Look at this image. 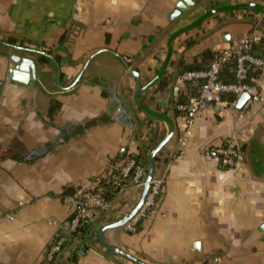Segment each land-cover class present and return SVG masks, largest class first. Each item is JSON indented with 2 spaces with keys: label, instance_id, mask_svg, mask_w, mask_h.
<instances>
[{
  "label": "crops",
  "instance_id": "obj_1",
  "mask_svg": "<svg viewBox=\"0 0 264 264\" xmlns=\"http://www.w3.org/2000/svg\"><path fill=\"white\" fill-rule=\"evenodd\" d=\"M179 2L0 0V264H41L69 221L64 197L126 158L142 155L146 164L170 133L165 121L136 106L131 70L141 86L153 81L140 104L174 129L154 163V175L165 174L155 213L134 233L126 224L104 231L103 241L144 264H264V68L254 80L258 102L238 111L209 106L182 149L175 110L193 93L180 72L200 63L203 52L244 34L264 38V13L248 6L262 3L187 0L193 7L170 21ZM215 9L223 10L168 44ZM45 52L58 61H39ZM12 54L32 60L35 80H10ZM226 140L244 150L230 169L211 151ZM139 196L138 189L127 190L116 211L99 216L83 241L69 243L67 253L78 252L75 264H133L106 250L98 233L122 220Z\"/></svg>",
  "mask_w": 264,
  "mask_h": 264
},
{
  "label": "built area",
  "instance_id": "obj_2",
  "mask_svg": "<svg viewBox=\"0 0 264 264\" xmlns=\"http://www.w3.org/2000/svg\"><path fill=\"white\" fill-rule=\"evenodd\" d=\"M264 7V0H261ZM255 35L244 34L232 40L222 48L213 46L212 52L216 58L204 71H187L180 78L183 82L202 81L198 94L175 106L181 115L179 147L182 149L189 142L196 118L211 105H235L237 99L247 94L249 99L245 106L260 100L255 85L245 83L250 66L264 68V55L253 57L247 51L251 44L259 41ZM234 59L235 82L224 84L219 75L226 64ZM125 65L132 63L131 59H124ZM231 95L234 100L226 102L223 96ZM223 167L233 168L240 160L241 155L231 140L224 141L223 145L211 148ZM181 155V151L178 156ZM177 156V157H178ZM146 178V164L129 157L118 165H113L94 176L89 182L74 187L73 193L65 196L63 203L70 210L67 230L61 231L57 239L49 246L41 264H72L68 261L69 253L65 249L67 238L81 226L90 228L98 217L116 211V200L121 198L131 188L142 191ZM165 174L153 176L149 183L146 198L137 214L126 224L128 231L134 233L139 221L155 213L157 200L163 190Z\"/></svg>",
  "mask_w": 264,
  "mask_h": 264
},
{
  "label": "water",
  "instance_id": "obj_3",
  "mask_svg": "<svg viewBox=\"0 0 264 264\" xmlns=\"http://www.w3.org/2000/svg\"><path fill=\"white\" fill-rule=\"evenodd\" d=\"M248 6L249 7H253V8H257V9H259L260 11H262L264 13V7L263 6H261V7H258V6H255V5H248ZM192 7H193V4H189L187 2V0H180V2L176 4L175 9L173 10L169 20L173 21V20L179 18L181 15L186 13ZM237 7H239V6H237ZM233 8L234 7H227L225 9L229 10V9H233ZM221 10H223V9H215V10L209 11L206 14H204L203 16H201L198 20H196L191 25H189V26H187V27L175 32L169 38L168 44H170L177 36L181 35L184 32L189 31L192 28H195L201 22H203L205 19H207L208 17L216 14L217 12H219ZM2 44L4 46H6V47L11 48L14 51L23 50L22 48H19V47H16V46H12V45H8L6 43H2ZM169 56H170V51L168 53V56H167V59H166L165 63L162 66V69L158 73L156 79H158V77L162 74V71L165 68V65H166V63H167V61L169 59ZM9 60H10V63L13 65L12 68L8 70V75H9L11 81L18 82L20 84H24L25 85L29 81L35 80V65L32 62V60L27 59V58H22L20 56L14 55V54H12L9 57ZM126 67L128 68L127 65H126ZM129 75L137 82V90H136V93H135V96H134V101H135L136 106L138 108H140L141 110H143L144 112H146L148 115L165 121L171 127V130H170V133L164 139H162L149 152V154L147 155V158H146L145 184H144V186L142 188V191H141V194L139 196V199H138L137 203L135 204L133 209L122 220H120V221H118V222H116V223H114L112 225H108V226H105V227L101 228V230L98 233V240H99L100 244L106 250L111 252L112 254L120 256V257L132 262L133 264H144L140 260H138V259L126 254L125 252L119 250L118 248H115V247L110 246L107 243H105L103 241V238H102V233L104 231H106V230H109V229H115V228H119V227L124 226L125 224H127L137 214L138 210L140 209L141 205L143 204V202H144V200L146 198V195H147V192H148V189H149V183L151 182V180H152V178L154 176V159H155L156 155L160 152V150L163 148V146L168 142L170 137L172 136L174 128H173V124L165 116H163V115H161L159 113L153 112V111L143 107L140 104V101H139L140 94L144 90H146L153 83V81L148 83L145 86H141L139 84V76H138L136 71L131 70L129 72ZM248 99H249V96L247 94L241 95L237 99V101H236V103L234 105L235 110H237V111L240 110L244 106V104L247 102ZM118 120L122 124H127V122L121 116L119 117Z\"/></svg>",
  "mask_w": 264,
  "mask_h": 264
},
{
  "label": "trees",
  "instance_id": "obj_4",
  "mask_svg": "<svg viewBox=\"0 0 264 264\" xmlns=\"http://www.w3.org/2000/svg\"><path fill=\"white\" fill-rule=\"evenodd\" d=\"M6 42L9 44L12 43L11 40H7ZM247 53H249L253 57H262L264 55V38H260L258 42L251 44ZM216 56H217V53H214L211 50L203 52L200 56V63L196 64V62H194L193 65L184 68V70L182 72H180V76L187 71H204V70H206L209 67L210 63L212 61H214ZM52 58L54 61H58L56 57H53L51 54L45 52L44 54H40L39 61L48 62ZM234 62H235L234 59H231L226 64V66L222 69V71L220 72L219 80L222 83L232 84L235 82L236 79H235V75H234V65H235ZM261 72H262V69L250 66L249 70L247 71V78L245 80V83L248 85L254 86L255 85L254 80L258 78V76L260 75ZM186 83L189 87L190 86L193 87V93L191 96L197 95L198 91H199V87L202 85V81L186 82ZM165 84L166 83L161 80L159 83V88L160 89L163 88L165 86ZM223 100L226 102H232L234 100V98L231 95H225V96H223ZM183 102H185V101H182L179 103H183ZM55 107H57V104H55ZM240 152L244 153V150L241 149ZM131 158H133L136 161H139L142 158V155L132 156ZM143 158H145V154L143 155ZM157 161H158V158L155 157L154 163H156ZM221 168L230 169L229 167H223V166H221ZM65 230H67V226L63 227V229L61 231H65ZM87 232H88V227L87 226H81L76 232L70 234L67 238V241L65 244V249L67 248L69 243L75 238L79 239L80 241H83ZM56 239H57V237L55 238V240ZM77 257H78L77 251L69 253L68 261H70L72 264H75Z\"/></svg>",
  "mask_w": 264,
  "mask_h": 264
}]
</instances>
